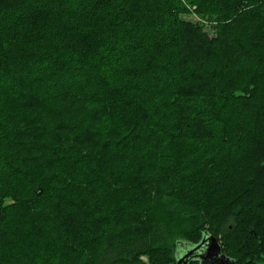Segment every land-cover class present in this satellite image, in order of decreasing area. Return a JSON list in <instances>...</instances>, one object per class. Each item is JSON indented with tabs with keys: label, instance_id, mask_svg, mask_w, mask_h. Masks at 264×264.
Listing matches in <instances>:
<instances>
[{
	"label": "trees",
	"instance_id": "16d2710c",
	"mask_svg": "<svg viewBox=\"0 0 264 264\" xmlns=\"http://www.w3.org/2000/svg\"><path fill=\"white\" fill-rule=\"evenodd\" d=\"M205 234L264 264V0H0V264Z\"/></svg>",
	"mask_w": 264,
	"mask_h": 264
},
{
	"label": "water",
	"instance_id": "95a60500",
	"mask_svg": "<svg viewBox=\"0 0 264 264\" xmlns=\"http://www.w3.org/2000/svg\"><path fill=\"white\" fill-rule=\"evenodd\" d=\"M192 261L199 264H234V260L223 252L219 239L207 234L199 244L179 252L176 264H190Z\"/></svg>",
	"mask_w": 264,
	"mask_h": 264
},
{
	"label": "rangeland",
	"instance_id": "374dc122",
	"mask_svg": "<svg viewBox=\"0 0 264 264\" xmlns=\"http://www.w3.org/2000/svg\"><path fill=\"white\" fill-rule=\"evenodd\" d=\"M183 17L187 20L201 23L207 32H209L211 35H214V32H215L214 26L216 24L214 20H211L210 18H207V19L201 18L200 16L194 13H191L189 15H184ZM141 259L144 263L150 264L147 257L143 256L141 257Z\"/></svg>",
	"mask_w": 264,
	"mask_h": 264
}]
</instances>
